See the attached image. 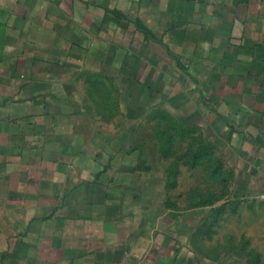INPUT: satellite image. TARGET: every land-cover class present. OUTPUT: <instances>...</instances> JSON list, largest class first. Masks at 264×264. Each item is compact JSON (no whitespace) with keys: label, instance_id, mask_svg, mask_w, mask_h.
Masks as SVG:
<instances>
[{"label":"crops","instance_id":"0c3cea01","mask_svg":"<svg viewBox=\"0 0 264 264\" xmlns=\"http://www.w3.org/2000/svg\"><path fill=\"white\" fill-rule=\"evenodd\" d=\"M262 195L264 0H0V264H235Z\"/></svg>","mask_w":264,"mask_h":264},{"label":"rangeland","instance_id":"374dc122","mask_svg":"<svg viewBox=\"0 0 264 264\" xmlns=\"http://www.w3.org/2000/svg\"><path fill=\"white\" fill-rule=\"evenodd\" d=\"M194 147L195 143L191 141V148ZM195 157H197L196 153L193 155L192 150L190 161L197 164ZM209 157L207 156V163H213V157ZM187 173L192 182L203 178L198 168ZM206 191L208 195L212 194L214 188H208ZM222 194L223 199L228 195L225 189L222 190ZM200 233L206 236L210 243L207 245L211 246L212 251L219 249L217 242L221 238L224 260L228 263L236 259L233 262L235 264H264V204L249 208L226 203L222 205L221 210H217V214L213 211L208 215L200 228Z\"/></svg>","mask_w":264,"mask_h":264},{"label":"built area","instance_id":"2783aa9c","mask_svg":"<svg viewBox=\"0 0 264 264\" xmlns=\"http://www.w3.org/2000/svg\"><path fill=\"white\" fill-rule=\"evenodd\" d=\"M261 199L264 201V195L261 196Z\"/></svg>","mask_w":264,"mask_h":264}]
</instances>
